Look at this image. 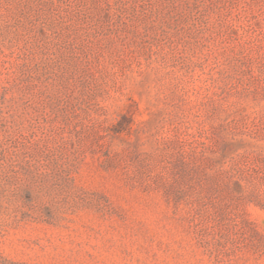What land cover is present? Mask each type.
<instances>
[{
	"label": "rangeland",
	"instance_id": "1",
	"mask_svg": "<svg viewBox=\"0 0 264 264\" xmlns=\"http://www.w3.org/2000/svg\"><path fill=\"white\" fill-rule=\"evenodd\" d=\"M0 264H264V0H0Z\"/></svg>",
	"mask_w": 264,
	"mask_h": 264
}]
</instances>
